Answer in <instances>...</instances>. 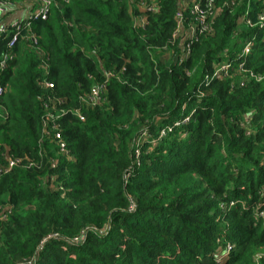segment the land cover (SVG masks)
<instances>
[{"label":"trees","instance_id":"1","mask_svg":"<svg viewBox=\"0 0 264 264\" xmlns=\"http://www.w3.org/2000/svg\"><path fill=\"white\" fill-rule=\"evenodd\" d=\"M209 1L53 0L11 47V31L0 34V58L9 57L0 167L7 153L37 159L48 114L68 151L43 185L46 169L0 177V264H218L221 238L231 245L221 264H254L264 248V0H212L203 23L185 5ZM141 3L156 10L142 14ZM143 131L137 165L131 152ZM90 227L106 231L66 242Z\"/></svg>","mask_w":264,"mask_h":264},{"label":"built area","instance_id":"2","mask_svg":"<svg viewBox=\"0 0 264 264\" xmlns=\"http://www.w3.org/2000/svg\"><path fill=\"white\" fill-rule=\"evenodd\" d=\"M67 1V0H64ZM186 0H183L182 2V7L184 5ZM33 4H32V9L28 10L26 16L23 19L20 20H15L7 25H0V34L3 33H7L9 31H11V38L10 41L8 43V47H11L19 38L21 30H22V23L24 21H29V20H36V19H41V20H45L46 16L48 14V8L49 5H52L53 0H32ZM232 4V3H231ZM186 8L190 9V12L194 15H196V19L201 20V22L203 23L204 21H206L207 19H209L212 14H213V1L210 0L207 5L205 7H198L197 5H191V3H187L185 4ZM12 5L10 4H5V3H0V19L3 18L5 16V14L7 13V8L11 7ZM182 7H178L177 11H176V18L178 20V22H182L184 19V13L182 12ZM29 8V7H28ZM139 10L142 12V14L145 11H154L156 10V6H146L143 3H141L138 6ZM261 20L263 21L262 23H264V13L261 15V17L258 19V21ZM134 21V25L135 26H143L144 24V19L142 17V15H136L133 18ZM250 26H253L254 23L249 21ZM27 26L29 25V23L26 24ZM263 25V24H262ZM191 29H188V32H190ZM192 39V37L190 38ZM248 45H245L244 47V53L248 52ZM8 54L5 53L3 54V56L0 58V68H4L6 61L8 59ZM185 59V55L180 54L177 56L176 60L182 62ZM218 69H216V73L215 74H220V73H226V70L229 68V64H225L223 66H217ZM111 75V74H107L106 76ZM49 87H52L51 84L48 85ZM0 94H1V88H0ZM201 96H203L201 94ZM60 103L64 102V99L59 98L58 100ZM56 99H54L52 101L53 104H55ZM50 106V105H47ZM75 116L78 117V119L80 121L83 120V117L81 116V114L79 112H75ZM188 120V118H185L183 122H186ZM178 125V124H175ZM43 131L47 132V127H50V131L47 133H43L41 132V135L39 137V141L40 144L37 145L38 149H43V159H32V160H24L22 158H15V157H10L7 160L6 156V160L7 163L4 165V167H0V177L6 175L7 173H10L11 170L16 167L19 169H23V170H28V169H34L33 167H38L40 168H45L46 171L48 172L49 169H54L56 166H59L58 164V158L59 157H63V156H68V151L66 149V144L64 143V141L61 140L60 138V128H59V122L57 120V117H53L51 114H48L44 117L43 120ZM51 133H54L53 136H51ZM165 135V130H162L160 132V138H162V136ZM148 135L146 131H143L141 136L137 139H135L134 141V148L132 150V154H131V158H132V163L134 164H139L140 161V156H141V146L143 145V143L148 139ZM56 143L58 145L57 148L51 147L50 144L51 143ZM49 146L50 150L48 151V153H45V147ZM67 159V158H66ZM67 160H70L69 158ZM43 172V171H42ZM42 172L40 174H42ZM46 175L45 177L42 176L40 177V181L41 184L43 185L45 178H49V175H51V177H54V179H57V175H55V170L52 171V173L48 174H44ZM54 175V176H53ZM129 177V173L124 174V182L127 180V178ZM46 179V180H47ZM51 181V180H50ZM61 183V182H60ZM61 187V186H59ZM233 205V203H229V207H231ZM225 206V204H221V208L223 209V207ZM7 210V207H5L3 209V212H5ZM137 210V207L135 205V203L133 201H130L129 206H128V212L130 213H135ZM2 217V219H4L5 217H3L2 215H0ZM92 231L98 235H103V233L106 231V227L102 228V229H96L93 227L90 228H86L84 230H82L77 236L71 237L68 240H66L67 243L69 244H77L80 240H82L85 237L86 231ZM53 238H59L57 233L54 234H48L45 237H43L37 247L36 253L38 251H40L43 246L50 240ZM231 251V245H227V248L225 250L226 255ZM34 260L33 258L30 259H23L21 261H19L18 264H31ZM217 260V259H216Z\"/></svg>","mask_w":264,"mask_h":264},{"label":"rangeland","instance_id":"3","mask_svg":"<svg viewBox=\"0 0 264 264\" xmlns=\"http://www.w3.org/2000/svg\"><path fill=\"white\" fill-rule=\"evenodd\" d=\"M261 16H259V18H260ZM263 21H261V20H259V21H257V25L258 26H262V24L264 25V23H262ZM242 23L245 25V26H247L248 28H252L251 26H250V24H249V19L248 20H244V21H242ZM243 59V55H242V52H241V54H240V56H239V60H241V63H240V65L241 66H245V61H243L242 60ZM226 64H228V61L226 62ZM244 68V67H243ZM38 144H40V141H39V139H37V142H36V145H38ZM50 150V147L49 146H46L45 147V153H48V151ZM42 152H43V149L41 148V149H37V155H36V157L38 158V159H43V154H42ZM2 153V152H1ZM0 153V155H2ZM44 153V152H43ZM8 154V157H7V160L10 158V157H13L11 154H9V153H7ZM5 156V155H4ZM4 156H3V158H4ZM23 159V158H22ZM24 160H32L31 158H24ZM34 169H36L37 170V172H38V174H40L45 168H38V167H33ZM59 169V166H56L54 169H49L48 170V172L49 173H52V171L53 170H55V171H57ZM232 203V202H231ZM264 205V204H263ZM233 206V205H232ZM231 206V207H232ZM258 218H260V219H263L264 220V213L260 210L259 211V213H258ZM222 240H221V243H220V247H219V250H217V260L215 261L216 263H218V264H221L227 257V255H226V253H225V251H224V249H226L227 248V245H230V244H228V243H226V242H224V239L223 238H221ZM226 247V248H225ZM258 251V253H256L257 255H256V260H255V262H254V264H258L259 263V261H260V259L261 258H263L264 257V248L263 247H260L259 249H257Z\"/></svg>","mask_w":264,"mask_h":264},{"label":"crops","instance_id":"4","mask_svg":"<svg viewBox=\"0 0 264 264\" xmlns=\"http://www.w3.org/2000/svg\"><path fill=\"white\" fill-rule=\"evenodd\" d=\"M28 9H32V4L27 2L22 5H12L7 8L6 15L0 19V25H7L15 20L23 19L27 14Z\"/></svg>","mask_w":264,"mask_h":264}]
</instances>
